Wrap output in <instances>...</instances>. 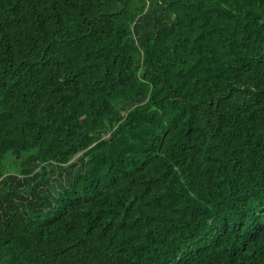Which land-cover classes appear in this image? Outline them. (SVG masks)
<instances>
[{
  "label": "trees",
  "instance_id": "obj_1",
  "mask_svg": "<svg viewBox=\"0 0 264 264\" xmlns=\"http://www.w3.org/2000/svg\"><path fill=\"white\" fill-rule=\"evenodd\" d=\"M0 264H264V0H0Z\"/></svg>",
  "mask_w": 264,
  "mask_h": 264
},
{
  "label": "rangeland",
  "instance_id": "obj_2",
  "mask_svg": "<svg viewBox=\"0 0 264 264\" xmlns=\"http://www.w3.org/2000/svg\"><path fill=\"white\" fill-rule=\"evenodd\" d=\"M9 162H10L9 158L7 156H5V158H4V166L6 168H8V169L12 168V166H11V164Z\"/></svg>",
  "mask_w": 264,
  "mask_h": 264
}]
</instances>
